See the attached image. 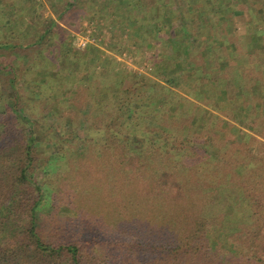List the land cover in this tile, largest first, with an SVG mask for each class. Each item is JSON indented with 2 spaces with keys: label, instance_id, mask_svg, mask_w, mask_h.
<instances>
[{
  "label": "trees",
  "instance_id": "obj_1",
  "mask_svg": "<svg viewBox=\"0 0 264 264\" xmlns=\"http://www.w3.org/2000/svg\"><path fill=\"white\" fill-rule=\"evenodd\" d=\"M118 2L138 37L162 35L151 72L179 63L176 82L88 68L101 50L69 42L78 0H0V264H264V113L243 142L224 134L197 104L212 50ZM191 79L192 96L173 90Z\"/></svg>",
  "mask_w": 264,
  "mask_h": 264
},
{
  "label": "rangeland",
  "instance_id": "obj_2",
  "mask_svg": "<svg viewBox=\"0 0 264 264\" xmlns=\"http://www.w3.org/2000/svg\"><path fill=\"white\" fill-rule=\"evenodd\" d=\"M6 1L9 4L15 2V0ZM215 1L216 0H147L148 4L145 5L144 9L148 10L150 8V10H152V4H154L152 13L154 12L153 14L156 15L155 18L158 17L161 21V24L164 26H166L167 22L169 21L168 16L171 14V17H174L171 21V26H176L177 30H173L176 35L180 33L181 24L185 23L186 28L188 30L191 29L190 33L196 34V38L194 39L195 41L192 43L194 44L193 49L203 48V45H201L203 42L202 38L206 34L207 30L211 35L220 38H222L221 36L224 34L227 35L230 30H235L238 34L237 36H241L239 34L241 32H245L246 26L250 24L252 26L253 33H262L258 34H260L259 37H262L261 40L264 42V0H240L236 2H234L235 0H226L219 4H217ZM78 2L80 3L81 11H72L70 16L72 17V20H75L76 22L79 21H77L76 17L80 16L81 19H79L81 24L78 30H69V42L72 43L73 47L79 51H83L88 44H95V46L101 50V54L99 55H101L102 59L95 62L90 60L91 63H87L88 68L93 67L95 70L101 71V74L105 68L108 72L111 68H113L115 74L117 72L124 74L118 78L119 80H121V78L124 76L125 78L130 79L129 77L135 76L136 74H145V76H148V78L153 79L154 82L163 86H165V78L171 79L173 82L178 80L179 76L176 75L177 69L174 66L166 73L160 71L158 74L159 76L152 74L151 69L158 64V61L161 62V60H163L164 48L162 44L159 43L163 41V37L162 35L158 36V34L156 37L152 34L149 36L145 34L146 36L144 35L138 37L135 34L137 31L134 29V27L126 28L125 24L123 25V22L125 21L122 17L124 14V7L122 3L118 2V0H114L112 2H107L105 0H78ZM42 10L45 17L53 15L47 3H44ZM156 10H158L157 13L155 12ZM249 19H251V21H248ZM217 22H221L224 27H213ZM157 24L159 23L157 22ZM203 27L207 28L206 31L203 30ZM143 30L145 31L144 28ZM153 32H155V30H153ZM85 42L87 43L86 45H84ZM186 42H189V40H185V43ZM206 42L207 41H204V43ZM240 42L241 39H239V41L236 43ZM153 44H156L155 48H150L153 46ZM115 47H117V49H115L116 51H113ZM118 49L122 52L121 55L119 54L120 51H117ZM261 51L263 52V50ZM108 56L112 57V59H109ZM257 57H261V55H259V51L257 52ZM118 63L121 64L120 67L122 69H120V67L118 69ZM262 63H264V59L260 61L259 64ZM78 76L79 78H83L85 75L82 72H79ZM113 78L116 79L114 75L108 78L109 82L111 83L110 85L112 86H114L118 80H112ZM148 84L150 88H152L151 83ZM173 90L183 96L186 95L183 94L185 93L183 90H186L185 86L173 88ZM29 96L31 98L33 97L32 94ZM187 96L190 95L188 94ZM199 97L202 98L201 95ZM80 99H83V97ZM201 100L202 102H194H197L198 105L210 113L216 116L218 114V116H220L223 121L226 120L230 123L229 127L224 125V134L230 137H235L238 142H243V138L239 133L240 131H246L247 134L250 135L248 127L246 126L248 123L247 120H243V122L240 121V123H244V126L246 127L244 129L246 130L240 129V124L234 122L233 120L229 119L227 115H224L219 110L213 108L210 105V101H207L206 99H204V101L203 99ZM257 102L259 103V107H261L262 112H260L264 113V102L262 100H258ZM194 126V131L200 130V126ZM223 132H220V137H223ZM68 136L69 135H65L66 138H68ZM252 148L253 153H258V143H253ZM224 193V190H221L222 196ZM238 216L239 214L234 213L232 219H238Z\"/></svg>",
  "mask_w": 264,
  "mask_h": 264
},
{
  "label": "crops",
  "instance_id": "obj_3",
  "mask_svg": "<svg viewBox=\"0 0 264 264\" xmlns=\"http://www.w3.org/2000/svg\"><path fill=\"white\" fill-rule=\"evenodd\" d=\"M224 1L226 0H216L215 2L219 4ZM236 1L240 0L234 2ZM182 24L185 26V23ZM215 26L224 27L221 22H217L213 27ZM171 27L173 30H177L175 25ZM203 28L206 31L207 28ZM190 30L188 31L191 32ZM206 32L209 33L208 30ZM258 33H253L250 24L246 26L245 32L239 34L241 36H237L235 30H230L227 35L221 36L222 38L213 35L217 41L204 43L203 39L201 44L203 51L205 49L212 50L206 61L205 73H201V77L204 79L201 99L210 101V105L224 115L228 116L233 112L236 117L234 122L240 124V129L246 128L244 123H240V121L243 122V120H247L250 116L257 115L261 111L257 101L262 100L264 102V63L259 64L264 59V42L261 40L262 37L257 36H260ZM239 39L241 42L236 43ZM193 45L191 43L192 48ZM258 51L262 54L261 57H257ZM232 52L234 53L232 54ZM174 67L177 69L178 64H175ZM195 88L196 79H191V83L185 86L186 90H183L185 91L183 94L192 96L195 93Z\"/></svg>",
  "mask_w": 264,
  "mask_h": 264
},
{
  "label": "built area",
  "instance_id": "obj_4",
  "mask_svg": "<svg viewBox=\"0 0 264 264\" xmlns=\"http://www.w3.org/2000/svg\"><path fill=\"white\" fill-rule=\"evenodd\" d=\"M87 43L85 42L84 45H86Z\"/></svg>",
  "mask_w": 264,
  "mask_h": 264
}]
</instances>
